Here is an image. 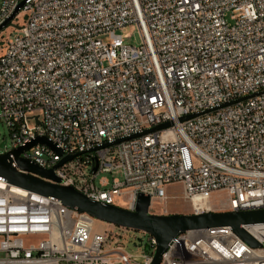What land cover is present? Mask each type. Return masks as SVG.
I'll return each instance as SVG.
<instances>
[{
	"label": "built area",
	"instance_id": "1",
	"mask_svg": "<svg viewBox=\"0 0 264 264\" xmlns=\"http://www.w3.org/2000/svg\"><path fill=\"white\" fill-rule=\"evenodd\" d=\"M22 1H0V26L24 16L0 46V154L45 137L61 152L21 157L49 169L74 155L59 184L130 210L140 193L150 213L175 199L173 184L193 213L264 208V0ZM130 25L138 46L118 33ZM96 220L0 179V264H152L154 235ZM241 227L258 245L231 225L193 228L159 264H264V222Z\"/></svg>",
	"mask_w": 264,
	"mask_h": 264
},
{
	"label": "water",
	"instance_id": "2",
	"mask_svg": "<svg viewBox=\"0 0 264 264\" xmlns=\"http://www.w3.org/2000/svg\"><path fill=\"white\" fill-rule=\"evenodd\" d=\"M24 3L25 0L20 3L19 7L23 6ZM17 11L18 8L13 15L0 26V29L9 24ZM190 117H193V115L184 116L180 120L183 121ZM172 124V121H168L152 129H148L147 131L166 128ZM36 143L48 144L58 152H61V150L57 149L47 138L42 137L33 141L26 147L0 154V179L58 199L65 205L77 209L79 212L90 214L97 220L151 233L156 237L158 243L152 264H159L161 262L162 254L172 238L181 232L193 228L231 225L238 234L243 236L250 243L258 245V242L241 227V224L264 222V208L249 211L154 214L149 211L151 203L150 196L142 193L138 195L135 210H130L119 205L102 203L87 197L73 186H66L58 183L60 179L57 177L55 169L73 159L74 155L63 158L53 168L49 169L43 168L21 157V153H23L24 150L29 149ZM0 147L4 148V142L0 143Z\"/></svg>",
	"mask_w": 264,
	"mask_h": 264
},
{
	"label": "rangeland",
	"instance_id": "3",
	"mask_svg": "<svg viewBox=\"0 0 264 264\" xmlns=\"http://www.w3.org/2000/svg\"><path fill=\"white\" fill-rule=\"evenodd\" d=\"M1 1V0H0ZM24 16L22 14L21 18L19 19V21H15L12 24H9L6 28L2 29L0 31V46L2 43L7 42L10 34L17 28V25L19 23L23 22ZM118 33H123L124 35V39L126 42L133 44V45H139L141 43V37L138 31V28L136 25H130L129 27H127L125 30L123 31H118ZM9 136V130L7 128L6 125L3 124V122H1L0 120V143L4 140L5 137ZM4 151V148L0 147V153H2ZM116 177L121 178L122 177V173L120 171H116L115 173ZM107 176L112 179V175L111 174H107ZM169 191L172 194H175L176 198L175 199H171L169 202H167L166 204H159V202L155 201L154 204V209H151V213H157L159 211H161L165 206L168 207V213H193L191 210V204L189 202H187L186 200H184V198L181 196L182 195V190L183 187L181 184H173L171 186L168 187ZM121 200V206H125L126 202L122 200V198H120ZM213 201L215 202L216 205L224 207L227 205V198L224 192H219L217 194L214 195L213 197ZM217 211H220V209H216ZM95 226L97 230H102V229H110L113 227L112 224L100 221V220H96L95 221ZM132 235H136V236H140L142 235L141 232L137 231H132L131 232ZM26 244L29 243H37L39 241V237H26Z\"/></svg>",
	"mask_w": 264,
	"mask_h": 264
}]
</instances>
